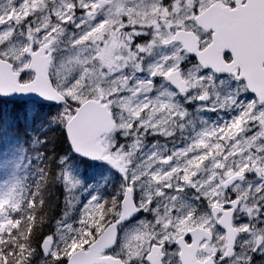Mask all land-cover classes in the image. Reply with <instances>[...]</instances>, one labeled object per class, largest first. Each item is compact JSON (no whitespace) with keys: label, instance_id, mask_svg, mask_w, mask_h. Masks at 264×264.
Here are the masks:
<instances>
[{"label":"snow or ice","instance_id":"6c2138e0","mask_svg":"<svg viewBox=\"0 0 264 264\" xmlns=\"http://www.w3.org/2000/svg\"><path fill=\"white\" fill-rule=\"evenodd\" d=\"M0 154V264H264V0H0Z\"/></svg>","mask_w":264,"mask_h":264},{"label":"rangeland","instance_id":"374dc122","mask_svg":"<svg viewBox=\"0 0 264 264\" xmlns=\"http://www.w3.org/2000/svg\"><path fill=\"white\" fill-rule=\"evenodd\" d=\"M3 151L4 152L9 151L8 146H5L4 149H3ZM10 158H11L10 156H5V155L0 154V160L10 159ZM3 175H4V169L2 167H0V178H2Z\"/></svg>","mask_w":264,"mask_h":264},{"label":"trees","instance_id":"16d2710c","mask_svg":"<svg viewBox=\"0 0 264 264\" xmlns=\"http://www.w3.org/2000/svg\"><path fill=\"white\" fill-rule=\"evenodd\" d=\"M7 107H11V105H7Z\"/></svg>","mask_w":264,"mask_h":264}]
</instances>
